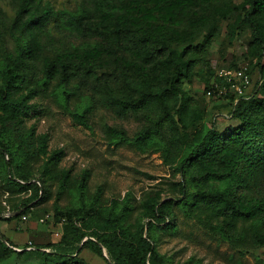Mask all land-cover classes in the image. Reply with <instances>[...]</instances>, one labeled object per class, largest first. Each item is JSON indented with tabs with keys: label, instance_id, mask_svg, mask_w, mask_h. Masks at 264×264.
<instances>
[{
	"label": "rangeland",
	"instance_id": "obj_1",
	"mask_svg": "<svg viewBox=\"0 0 264 264\" xmlns=\"http://www.w3.org/2000/svg\"><path fill=\"white\" fill-rule=\"evenodd\" d=\"M104 0H30L31 6L42 9L47 3L54 11L76 10ZM118 1V0H113ZM246 0H122L121 15L148 23L170 27L180 32V42L191 40L200 43L208 29L213 30L211 40L201 51H196L195 61L181 85L192 101L197 115L192 121L209 125L214 122L219 131L236 126L239 121L230 113L225 100L207 96L205 86L213 81L221 68L246 66L250 86L246 94L256 92L260 80L257 58L254 55L250 28L243 18L241 6ZM259 18L264 22V0ZM21 0H0V59L15 54L13 35L19 24L13 22ZM123 11H126L123 13ZM161 22V23H160ZM38 44L30 60L28 82L23 93L35 88L29 102L34 105L30 116L22 122L5 127L0 120L1 137L12 144V157L0 149V238L3 235L13 243L15 252L0 264H40L42 251L36 246L57 242L62 237L68 242L71 232L65 233L66 219L70 214L76 219L83 208L92 203L97 209L109 206L114 200L121 202L128 196V213L123 224L130 229L138 222H146L144 202L151 198L165 200L180 195L182 176L173 163L166 161L162 151L155 146L144 150L125 142L116 141L106 127L123 130L135 136L141 129L152 125L159 113L139 108L120 112L105 104V85H110L116 95L133 93L124 81L130 75L131 58L113 55V49L104 40L94 36H79L52 17L42 30H37ZM182 44L180 47H183ZM178 46L177 50H180ZM92 61L96 68L87 77L76 74L69 82L60 85L56 74L46 81L44 63L47 60ZM264 60V58H263ZM132 71V70H131ZM61 86V88H60ZM69 91L63 99L62 89ZM84 114L86 125L72 118L71 112ZM192 132L191 127L188 130ZM183 130L164 119L159 134L174 155L182 145ZM46 136L45 152L40 150V137ZM24 148L28 149L24 156ZM60 151L55 162L44 166L53 151ZM171 154V155H172ZM171 158V159H170ZM169 161L173 156H170ZM12 179L23 183L19 176L32 181L43 174L46 192L35 198L31 189H21ZM66 175V180L64 176ZM42 176V175H41ZM239 181L253 200L264 190V170L250 173L241 170ZM173 220L165 229L157 227L154 239L157 250L166 264H264V246L254 240L256 230L264 236V221L218 216L205 204L185 206L173 203ZM82 225V221H76ZM82 227V226H81ZM87 231H92L88 227ZM64 234V235H63ZM75 242H72L74 245ZM69 247V246H68ZM78 258L87 264H113L106 254L100 256L79 243Z\"/></svg>",
	"mask_w": 264,
	"mask_h": 264
},
{
	"label": "trees",
	"instance_id": "obj_2",
	"mask_svg": "<svg viewBox=\"0 0 264 264\" xmlns=\"http://www.w3.org/2000/svg\"><path fill=\"white\" fill-rule=\"evenodd\" d=\"M120 1L104 0L72 11H54L48 3L38 10L36 6H31L30 0H21L13 22V26L20 23L19 30L15 35L11 33L15 41V54L0 59V120L4 127L7 122L14 126L34 110L29 99L36 89L30 88L25 93L22 90L28 82L30 60L39 40L36 31L42 30L55 16L79 36L104 40L113 49V55L120 52L122 59L123 56L131 58L132 71L124 76V81L133 93L116 95L110 85H105L102 101L120 112L142 108L157 111L159 116L152 125L141 129L133 137L108 126L106 130L116 141L139 150H144L146 146L160 149L166 161L175 162L174 168L182 176L179 182L181 192L179 196L165 200L151 198L145 201L147 221L138 222L132 229L123 224V217L129 210L128 196L121 202L114 200L109 206L99 209L91 203L75 216L76 219L64 214L67 220L64 231L71 232L72 239L68 242L62 237L57 242L36 246V250L51 248L42 251L40 264H87L78 258L80 242L97 255L106 254L113 264H166L156 248L153 234L157 227L165 229L171 225L173 203L188 207L202 203L218 216L264 221V190H261L258 199L253 200L239 181L242 169L250 173L264 170V95L253 92L237 98L233 95L221 98L230 104V113L239 121L236 126L219 131L213 121L209 125L195 124L192 119L197 113L181 83L192 69L196 51H201L209 43L213 30L208 29L200 43H192L191 40L181 43L180 32L161 22V25H156L148 23L149 19L144 20L140 15L137 18L121 15L119 10L123 7ZM262 3L263 0H246L241 11L254 44L260 73L258 89L264 90V22L259 18ZM182 44L184 46L180 47ZM178 46L180 50H177ZM44 72L45 81L57 74L62 86L76 74L93 75L96 68L92 61L75 63L54 59L44 63ZM68 93V90L62 89L64 101ZM71 116L86 125L82 111L75 110ZM164 119L173 122L177 130L180 127L184 132L180 133L182 145L174 155L159 134ZM190 127L192 132L189 135ZM45 140V135L40 137L39 148L43 153L46 150ZM11 146L0 134L1 151L13 158ZM27 150L24 148V156ZM59 156L60 151L54 150L50 154L44 174L48 164L55 162ZM170 156L173 158L169 161ZM8 175L7 180L18 184L21 189L33 190L35 198H38L39 191V199L46 193L40 185L45 182L43 174L32 181L29 177L19 176L18 179L23 182L21 184ZM77 220L82 221V225L77 226ZM83 227H92L93 230L89 232ZM252 235L255 241L264 246L263 235L256 230ZM72 242L75 244L72 245ZM13 246L9 239L1 235L0 262L15 252Z\"/></svg>",
	"mask_w": 264,
	"mask_h": 264
},
{
	"label": "built area",
	"instance_id": "obj_3",
	"mask_svg": "<svg viewBox=\"0 0 264 264\" xmlns=\"http://www.w3.org/2000/svg\"><path fill=\"white\" fill-rule=\"evenodd\" d=\"M248 86H250V76L246 66L226 67L215 72L213 81L205 92L207 96L217 98L229 95L237 98L245 95Z\"/></svg>",
	"mask_w": 264,
	"mask_h": 264
}]
</instances>
